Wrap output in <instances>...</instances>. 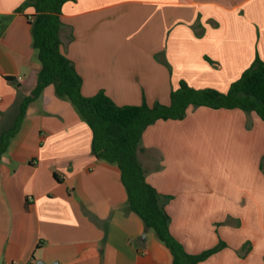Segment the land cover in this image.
Instances as JSON below:
<instances>
[{
	"label": "crops",
	"instance_id": "0c3cea01",
	"mask_svg": "<svg viewBox=\"0 0 264 264\" xmlns=\"http://www.w3.org/2000/svg\"><path fill=\"white\" fill-rule=\"evenodd\" d=\"M35 10L0 0V130L37 84ZM61 49L82 93L117 105H169L182 81L226 93L264 58V0H73ZM21 77L22 81H18ZM138 158L163 196L172 235L198 264H264V121L240 109H189L143 133ZM173 264L128 205L116 164L53 85L32 102L0 164V264Z\"/></svg>",
	"mask_w": 264,
	"mask_h": 264
},
{
	"label": "trees",
	"instance_id": "16d2710c",
	"mask_svg": "<svg viewBox=\"0 0 264 264\" xmlns=\"http://www.w3.org/2000/svg\"><path fill=\"white\" fill-rule=\"evenodd\" d=\"M73 0H28L34 8L32 22L33 47L41 64L37 84L17 107L13 123L0 130V164L12 139L19 132L28 106L36 101L44 89L53 85L56 95L69 99L92 132V154L96 158L116 164L128 194V205L144 222L146 229L171 252L173 264H198L224 247L223 243L200 254H189L172 235L171 217L164 199L148 181L138 151L144 131L159 120H182L189 109H240L255 112L264 121V58L257 57L226 93L215 89H195L182 81L172 91L169 105L152 107L117 105L103 91L94 96L82 93V78L73 62L62 52L60 31L63 6Z\"/></svg>",
	"mask_w": 264,
	"mask_h": 264
},
{
	"label": "built area",
	"instance_id": "2783aa9c",
	"mask_svg": "<svg viewBox=\"0 0 264 264\" xmlns=\"http://www.w3.org/2000/svg\"><path fill=\"white\" fill-rule=\"evenodd\" d=\"M18 81H22V78H21V77H19V78H18Z\"/></svg>",
	"mask_w": 264,
	"mask_h": 264
},
{
	"label": "water",
	"instance_id": "95a60500",
	"mask_svg": "<svg viewBox=\"0 0 264 264\" xmlns=\"http://www.w3.org/2000/svg\"><path fill=\"white\" fill-rule=\"evenodd\" d=\"M40 264V263H39Z\"/></svg>",
	"mask_w": 264,
	"mask_h": 264
}]
</instances>
